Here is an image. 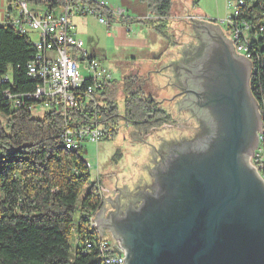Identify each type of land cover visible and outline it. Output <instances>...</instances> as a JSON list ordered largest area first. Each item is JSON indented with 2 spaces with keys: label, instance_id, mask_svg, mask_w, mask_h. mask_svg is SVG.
Instances as JSON below:
<instances>
[{
  "label": "water",
  "instance_id": "1",
  "mask_svg": "<svg viewBox=\"0 0 264 264\" xmlns=\"http://www.w3.org/2000/svg\"><path fill=\"white\" fill-rule=\"evenodd\" d=\"M192 24L204 44L201 56L184 64L193 46L176 48L151 68L142 88L193 129V118L178 112L175 99L184 96L180 108L200 114L209 134L198 145L171 146L157 163L160 144L192 141L191 131L165 126L147 134L135 178L104 180L124 195H103L94 225L102 241L119 243L123 264H264V180L250 164L263 128L249 86L252 66L218 26ZM173 71L189 89L176 94L167 77ZM146 176L151 184L141 189Z\"/></svg>",
  "mask_w": 264,
  "mask_h": 264
},
{
  "label": "trees",
  "instance_id": "2",
  "mask_svg": "<svg viewBox=\"0 0 264 264\" xmlns=\"http://www.w3.org/2000/svg\"><path fill=\"white\" fill-rule=\"evenodd\" d=\"M26 1L52 9L63 6L66 0ZM146 2L149 11L163 20L136 22L167 40L161 30L164 26L154 25L166 21L169 1ZM245 2L247 20L255 25L250 39L258 33L250 40L249 86L261 114L264 148V0ZM104 15L111 24L116 20L111 14ZM33 55L34 46L27 36L0 25V79L10 74L13 83L0 84V264H102L96 233L88 224V218L102 205L100 186L97 181L89 185L91 173L82 149L65 150L61 145L62 114L45 112L41 119H33L29 110L32 103L13 108L2 95L7 88L21 93L34 90L36 82L26 75V65ZM137 81L131 77L123 80L121 116L113 101V82L104 90L103 106H89L83 114L74 115L77 124L72 127L92 120L113 126L117 118H122L135 132L147 135L174 123L160 103L143 96ZM254 166L264 180V156Z\"/></svg>",
  "mask_w": 264,
  "mask_h": 264
},
{
  "label": "built area",
  "instance_id": "3",
  "mask_svg": "<svg viewBox=\"0 0 264 264\" xmlns=\"http://www.w3.org/2000/svg\"><path fill=\"white\" fill-rule=\"evenodd\" d=\"M2 2L5 8L0 10V25L11 27L28 38L30 34H36V40L31 41L34 55L26 65V75L36 82V86L33 91L25 93L13 92L9 88L3 90L7 104L19 108L29 102L32 103L30 111L38 107L43 112L61 113L64 128L59 139L65 150L77 151L85 143L97 145L104 138H111L115 128L97 120L72 127L77 124L73 121L74 115L83 114L89 106H103L102 95L113 78L100 60L87 55L84 43L73 32L70 19L73 16L92 17L109 29L110 23L104 13L124 17V10L113 12L104 1L66 0L63 6L52 9L30 4L26 0ZM229 7L232 10V15L226 21L229 40L236 54L251 62L250 40L256 39L258 33L250 39L255 25L247 20L246 2L236 0ZM190 21L199 19L190 17ZM0 84L12 86L11 75L3 76ZM87 167L90 170L88 163ZM95 214L88 218V224L96 233L101 263L123 264L124 253L119 243L102 241L98 235L93 221ZM118 251L121 255H117Z\"/></svg>",
  "mask_w": 264,
  "mask_h": 264
},
{
  "label": "rangeland",
  "instance_id": "4",
  "mask_svg": "<svg viewBox=\"0 0 264 264\" xmlns=\"http://www.w3.org/2000/svg\"><path fill=\"white\" fill-rule=\"evenodd\" d=\"M121 1L122 0H114L113 6L116 8H113L115 10L122 9L126 12L127 10L126 8L122 7ZM125 1H129L131 3L134 2V0ZM168 1L170 4V11L166 17V21L162 25L164 26V28L161 29L164 33V36L168 38L166 40L167 45H171V43H180L182 44V46H185L186 44L195 45L192 39V26L190 25L192 23V21H190V17L193 16H195V18H198L199 22H207L214 26H218L223 35L227 39H230V35L226 31V21L232 15V10L229 5L236 0ZM0 4H2L0 6V10H4L5 4L4 2H2V0H0ZM155 5H158V3H156ZM115 18L118 19L121 17L116 16ZM116 23L118 25H121L118 21H116ZM92 26L94 29L93 33L99 40V47L105 48L110 54L107 59L111 61L120 59V54H117L118 47H120L119 42L114 39H106L105 33L107 29L103 25L99 24L96 19L95 24L92 22ZM129 37L133 40L136 39L133 33H131ZM29 38L32 42H34L36 40V34H30ZM114 53H116L117 55L111 57V54ZM135 65L136 66L134 67L133 62H129L128 67L123 64L122 69H124L126 72L122 75L120 70H110V74L116 82L115 89L113 91V93H115L113 94V101L115 103V106L117 107L119 116L122 115L124 109L122 84L125 78H130L131 76L138 77L137 84L139 85L141 92L145 97L142 86L149 71L140 66V63H136ZM137 68H141L142 70L141 72H137V75H134L135 73L133 72H135V69ZM30 114L33 119H41L44 112L38 109V107H33L30 111ZM173 121L174 123L167 125V127H173L178 130H192L191 124L179 123L174 119ZM113 127L116 130V134L114 137L104 138L102 142H99L97 145L91 143H85L83 145L82 158L88 163L91 173L89 185L92 183L93 178L98 182V177L103 180L107 179L108 177H113L115 180L120 178V183H123L122 178H124V183H130L135 178V176L133 178L134 164L138 165V163L145 155L146 145L144 142V137L146 135H139L138 133H136V135H132V132H134V130L130 126H127L122 118H117L114 122ZM259 141L260 142L258 149L250 159V164L252 166L255 165V162L257 160H261L264 156V148L261 145V139H259ZM100 190L102 200L103 195L114 194L113 190L110 191L103 186H101ZM76 221L77 220H75V228Z\"/></svg>",
  "mask_w": 264,
  "mask_h": 264
},
{
  "label": "crops",
  "instance_id": "5",
  "mask_svg": "<svg viewBox=\"0 0 264 264\" xmlns=\"http://www.w3.org/2000/svg\"><path fill=\"white\" fill-rule=\"evenodd\" d=\"M93 1L106 2L109 5V7L113 10V12L117 10H122V9H117V10L114 9L116 8L113 6L114 0H93ZM121 4L122 7L126 8L127 10L126 12L124 11L125 12L124 18H121L120 20L118 19L119 20L118 22L121 25H118L114 20V22L111 24L110 29L109 30L107 29L105 33L106 39H114L117 42H119L120 47H118L117 54H120L121 58L117 59L116 61L108 60L107 57L110 55L108 51L105 48L99 47L98 44L99 40L93 33L94 29L92 26V22L95 24V19L91 17H78V16H73L70 19L73 26V32L75 36L84 43V49L87 55L89 57L100 60L103 66L109 72L110 70H114V71L120 70L122 75L126 72L124 69H122L123 64H125L126 67H128L129 62H133L134 67L136 66L135 65L136 63H140V66L150 71L151 68L158 61H160L162 58L173 52L176 48L182 46V44L180 43H171V45H167L166 39L163 38L161 34L157 33L155 30L151 29L149 26L141 22H136L143 19L147 21L163 20L161 19V17L158 16V14L155 11L153 12L149 11V9L147 8L146 0H134V2L132 3L129 1L122 0ZM1 16L2 15L0 14V20H1ZM112 17L113 19L117 20V18H115L116 17L115 15H112ZM161 25L163 24L156 23V25L154 26L156 27ZM190 25L193 27L194 24L191 23ZM131 33L134 34L136 39L133 40L132 38L129 37ZM117 54L116 53L111 54V57ZM135 70L136 71L133 73H135L134 75H137V72H141L142 69L137 68ZM131 78L133 80H137L138 77L131 76ZM113 82H115L114 79L112 80L109 86H111ZM115 85L116 82L114 83V86ZM136 133L137 132L134 131L132 132V135H136ZM136 168H137V164L136 165L134 164L133 178L136 175ZM116 180L121 182L120 178ZM93 181H95L94 178ZM103 182L104 180L98 177L99 186L101 185L105 187L103 185ZM122 182L123 183L125 182L124 178H122ZM113 192L114 194L111 195L110 198H115V195L119 194L118 189L113 190ZM102 206H103V201L101 207ZM99 210L96 212V214L99 212Z\"/></svg>",
  "mask_w": 264,
  "mask_h": 264
},
{
  "label": "flooded vegetation",
  "instance_id": "6",
  "mask_svg": "<svg viewBox=\"0 0 264 264\" xmlns=\"http://www.w3.org/2000/svg\"><path fill=\"white\" fill-rule=\"evenodd\" d=\"M192 39H193L195 45H192L193 46V50L189 54L190 57L188 58V55L187 56H184V59L188 58V59L184 60V64L185 63H191L192 61H195L196 59H198L201 56V54L203 52L204 44L202 42V39L199 36H197L196 34L193 36ZM237 56H239V55H237ZM177 74H178V72L173 71V72L169 73L167 75V77H168V82L170 84L169 86H172L173 88H175L177 90V93L176 94H179L180 91H184L185 89H189V84H186L185 81H184V84H183L182 83L183 80H182V82L177 81L176 80V75ZM184 75H185V73H184ZM183 98H185V97L182 96V97H179V98H177L175 100H177L176 101L177 107L179 105L178 112H183V113L184 112H187L190 115V117L193 118V121L195 123V125H194L195 127L191 130V134H192V139L193 140L191 141V140H187L185 138V139H183V140L180 141L179 140L180 138H179L177 141H175V144H173L170 140L168 141L169 144L167 142H165L163 145L160 144V146H163V149L164 150H162V152H160L159 155L156 154L155 157H152V160L155 161V163H157L159 161V159H161V156L164 155L163 153L166 152V151H168L171 146L172 147H174L175 145L183 146V145H185L188 142H192V143L198 145L209 134V128H208V126L206 124V120L204 118H202L200 114L197 115L193 111L191 112V111H187L185 109L182 110L180 108V106L183 107V108H186V106H187V103L186 102L179 103L180 100L183 99ZM256 151H255V153H256ZM143 176H145V175L143 174ZM142 182L143 183H141V186L139 188H141V187L144 188V187L149 186L151 184V179L150 178L148 179L147 176H146L143 179ZM119 195L122 196L124 194L122 192H120L118 194V196Z\"/></svg>",
  "mask_w": 264,
  "mask_h": 264
},
{
  "label": "bare ground",
  "instance_id": "7",
  "mask_svg": "<svg viewBox=\"0 0 264 264\" xmlns=\"http://www.w3.org/2000/svg\"><path fill=\"white\" fill-rule=\"evenodd\" d=\"M88 1H90V0H88ZM92 18V17H91ZM191 23V22H190ZM207 23V22H206ZM210 24V23H209ZM106 28V27H105ZM107 29V28H106ZM45 113V112H44Z\"/></svg>",
  "mask_w": 264,
  "mask_h": 264
}]
</instances>
